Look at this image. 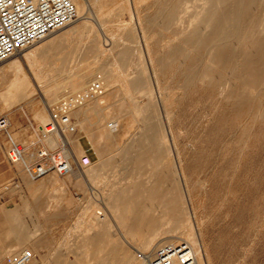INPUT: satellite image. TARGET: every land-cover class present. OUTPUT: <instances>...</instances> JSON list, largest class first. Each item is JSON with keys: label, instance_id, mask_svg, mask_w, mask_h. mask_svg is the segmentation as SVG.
Returning <instances> with one entry per match:
<instances>
[{"label": "rangeland", "instance_id": "374dc122", "mask_svg": "<svg viewBox=\"0 0 264 264\" xmlns=\"http://www.w3.org/2000/svg\"><path fill=\"white\" fill-rule=\"evenodd\" d=\"M117 1L119 7L102 17L97 14L99 22L86 1L84 12L64 30L85 20L93 27L56 43L39 62L30 64L27 55L62 31L7 59L18 60L34 88L32 97L20 98L10 110L0 111L13 121L8 132L23 146L45 140L39 129L46 121L38 119V109L48 119L53 104L80 92L66 82L85 85V90L99 77L105 92L71 113L77 123L75 112L94 106L88 109L84 128L75 124L76 132L70 136L76 156L83 154L78 139L83 145L84 134L90 139L97 156L90 157L89 167L30 180L21 164H13L10 177L20 182V190L0 203V264H8V256L24 249L34 253L29 264H51L55 258L86 264L87 253L92 264L114 263L116 255L106 259L93 255L106 243L104 235L87 247L83 236L88 228L102 235V216L111 218L109 195L141 196L138 189L148 179L161 187L163 182L173 185L174 192L183 193L189 202L204 264H264V32L258 29L264 21V0L242 1L244 9L236 23L253 29L252 34L243 36L241 30L233 42L220 40L215 46H210L211 38L218 29L206 26L199 9L219 4L223 12H234L240 0L234 4L229 0ZM238 59L247 62L246 67ZM42 76L46 83L62 84L57 97L49 99L42 92L38 81ZM5 90L0 85V92ZM45 143L49 148L57 144ZM7 144L1 133L3 151ZM145 212L155 218L147 207ZM168 226L153 222L144 233ZM20 229L27 240L16 245L15 232ZM106 232L118 241L120 234L113 227ZM169 234L162 233L151 247L164 243Z\"/></svg>", "mask_w": 264, "mask_h": 264}, {"label": "bare ground", "instance_id": "6f19581e", "mask_svg": "<svg viewBox=\"0 0 264 264\" xmlns=\"http://www.w3.org/2000/svg\"><path fill=\"white\" fill-rule=\"evenodd\" d=\"M72 1L74 2L76 6L78 15L84 12L85 8H87V3H86L87 1L88 7L94 8L95 13H96V20L98 22H99V19L101 18L97 17V14L102 17V15L107 14V12H110V10H112L113 8L119 7L121 5L118 3L117 0H86V1L85 0H72ZM217 1H220V0H217ZM234 1L236 2V0H229V4L233 3ZM240 1H239L240 3L239 7L238 8L236 7L237 9L234 7L235 9L234 12L231 11L232 9L230 10L231 12H229L228 9H227L228 13L223 12L222 11L223 8L221 7L219 8L218 6L219 4L217 5L218 7L214 5L210 6L209 4H204L199 9L197 14L198 16L205 18L204 23L206 24V26H211V28L214 31L216 30V28L218 29V35L214 36L213 40L211 38L212 43L210 44V46H213V45L215 46V44H220L218 42L220 40H223V42H226V43L233 42L236 36L241 33V30H242L241 34H243V36L246 34L253 33V29H249V28L245 29V28L239 27L238 24L236 23L237 19L239 18L241 10L244 9V7L242 6L243 5L242 1H245V0H240ZM246 11H248V9ZM244 19L246 20V18ZM233 22H235L236 25H234ZM126 25L127 24H123L124 27H126ZM99 26L102 28L103 25H99ZM64 27L57 30V31H62L61 34H59V36L53 38L51 41L47 42L45 45L43 44V46H40L39 48L34 49L33 51H31V53L27 55V60L29 61L30 64H35L37 60L39 62L41 58L40 56L46 51H48L49 48L56 45V43L58 44V42H62L63 40H67L70 37L79 35L80 33L83 32V29H88V28L90 29L93 26L91 23L86 22L85 20L79 26H73L65 30H64ZM258 29L260 32L262 33L264 32V21L258 24ZM47 37L48 36L43 38L41 41H44V39H46ZM59 37H64V39L58 40ZM107 39L112 43L111 36L110 38H107ZM255 39H257V37ZM207 42H208V39H207ZM258 45H261V44L258 43ZM262 47L264 48V46ZM260 48L258 51H262L263 48L261 50ZM255 55H256V52L254 53L253 56L255 57ZM235 58H236V55H235ZM259 58L260 56H258L257 60ZM231 60L234 64L233 59H230V61ZM242 60H244V58ZM253 61H254V58H253ZM243 62L244 61H240L241 63L240 65H242ZM245 63L247 65V62ZM259 63L256 62V65ZM233 64H231L232 69H233V66L235 65ZM246 65L244 67H246ZM263 67L261 71H263ZM238 68L239 70L241 69L239 66ZM245 71L246 70L244 69V72ZM238 72L240 73V71ZM248 72L250 73L251 70ZM259 72L260 71H258V73ZM239 73L238 75H241ZM263 75H264V71H263V74H261V76ZM251 76H252L251 77L252 79L253 75L251 74ZM66 78L70 80V76H67ZM38 79H39L38 81L41 84H43L42 85L43 87L41 86V84L40 86L42 88V92L45 94L46 97H48L49 99H53L58 96L60 92L59 87L62 86L61 83H58V84L46 83L44 82L45 79L43 76L38 77ZM259 79H256V81ZM4 82L7 83L9 86L8 88V92L10 94L9 96H11L15 100H18L22 96H29L34 93V88L32 87L28 77L25 75V72L22 69L21 64L16 59L10 60L6 64L0 66V83H4ZM65 84L71 87L73 91L79 90L80 92H82V90H84L83 88H85V85L84 86L81 85L82 87H79L78 84H74V83L69 84L66 82ZM88 109H94V106ZM88 109L84 108L81 110H77L75 112V114L79 116L77 123H75L76 125L79 126V128H84V125H85L84 120L87 118L86 114L88 112ZM48 121H49V115H48V120L46 121V123ZM107 126L112 127V123H111V126L110 125H107ZM50 136H54L57 142V136L55 134L48 135L46 137V140ZM165 137L166 136L164 134V138ZM166 154H168V151H166ZM89 171L90 170H88L86 174H88ZM145 182L147 184L143 188L138 189V191L142 192V195H144L142 198H141L142 195L140 196V194H137V196L126 195L124 193L116 194V195H109L106 204L108 205L107 207H110V211H108V214H110L111 218L107 219L105 215L102 216V219H103L101 223L102 226L100 227V230H99L100 232H102V235H99V233H96V232L95 233L89 232L91 230L90 228L86 229V233L83 236L85 247L91 244V241H96L100 238V236L103 237L104 235V237L107 239L106 243H103L100 246H98L96 248L95 253H93V255L95 254L101 255L103 256V259H106L110 255L118 256V259L114 263L110 262V264H137V263L141 264L146 257L151 256V254L153 253V250L155 248V247L154 248L151 247V245H153V242L155 240L156 241L161 240L159 237L161 236L162 233L166 231L170 234L166 236L167 238L164 240L165 242L174 243V242H178L179 240L187 241L192 246V248L195 250L197 254L198 264H204L203 259H202L201 249H200L199 236L196 233L194 226H193L194 224L192 222V214L190 212V205L188 204L189 202L188 203L186 202L185 197L183 196V193L180 192L177 194L173 190L174 189L173 185H169V184L167 185L166 182H163L162 187L158 184L159 182H154V181H151L150 179L146 180ZM138 191L137 193H139ZM141 199H143L144 201H140ZM146 207L148 210H151V212L155 215V218L147 216L148 213L145 212ZM153 222H164V223H167V225L171 224V226L164 227V228L163 227L155 228V229H152L151 232L149 230V233L146 236V234L144 233V230H146L145 228L148 225L153 224ZM111 227H113L116 235L120 234V236H117L118 238L117 242H114L116 239L113 240V238L109 237L108 233L106 232ZM44 241H45L44 235L39 236V244L40 245L44 244ZM86 251H88V249ZM88 254L89 253L86 254V257L89 256V258H87L85 263L92 264L93 258H90V254L89 255ZM102 262L104 263L105 260H103ZM51 264H79V262L78 261H63L59 258H55L53 259Z\"/></svg>", "mask_w": 264, "mask_h": 264}, {"label": "built area", "instance_id": "2783aa9c", "mask_svg": "<svg viewBox=\"0 0 264 264\" xmlns=\"http://www.w3.org/2000/svg\"><path fill=\"white\" fill-rule=\"evenodd\" d=\"M78 18L72 0H0V63L20 54L40 42L58 29L73 23ZM105 92L102 80L90 82L88 87L66 96L49 108V121L40 127L43 143L32 141L29 147L15 141L8 132L10 125L6 115H0V134L5 133L7 147L5 159L11 164H21L31 180L50 172L59 176L70 174L74 168L83 170L92 161L83 152L76 156L71 148L70 136L76 132L71 113ZM55 134L54 148L46 145V137ZM79 140V139H78ZM20 190V182L10 177L0 183V203ZM34 257L30 249H24L16 256H8V264H29ZM141 264H198L197 254L185 240L164 242L157 245L151 256Z\"/></svg>", "mask_w": 264, "mask_h": 264}, {"label": "crops", "instance_id": "0c3cea01", "mask_svg": "<svg viewBox=\"0 0 264 264\" xmlns=\"http://www.w3.org/2000/svg\"><path fill=\"white\" fill-rule=\"evenodd\" d=\"M61 34V33H60ZM59 36V34H58ZM47 39V38H46ZM64 39V37H59L58 40ZM0 85H5L6 86V90L0 92V111H5V110H10L13 106H15V103L17 100L13 99L11 96H9V92H8V84L7 83H0ZM32 95L29 96H22L21 98H29L32 97ZM20 99V98H19ZM1 106H4L3 108ZM36 116L38 117V119L42 120V121H47V114L45 113V111L43 109H38L36 112ZM17 121L19 122V124L22 127H26V123L24 122V120L22 118L17 119ZM10 122V126L13 124V121L11 119H9ZM33 127V126H32ZM33 132H34V128ZM25 133V132H23ZM27 135H22V137H26ZM86 145H83L81 143V140H78L79 146L80 148L83 150V152H85L89 157H96V151L95 149L92 147L90 139L88 138V136L86 134H84V137ZM48 143L50 146H54L56 144V138L54 136H50L47 139ZM78 147V149H80ZM13 168L14 165L9 163L5 157H4V151L3 149L0 147V183L2 181H4L5 179H7L8 177L12 176L13 173ZM15 239H16V245H20L23 242H25L27 240V235L24 233V231L22 229H20L19 231L15 232Z\"/></svg>", "mask_w": 264, "mask_h": 264}]
</instances>
